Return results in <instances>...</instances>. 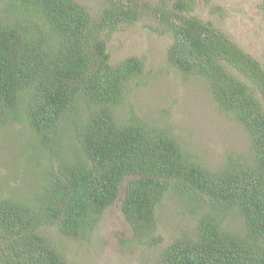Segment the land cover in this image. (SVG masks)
Returning a JSON list of instances; mask_svg holds the SVG:
<instances>
[{
  "label": "trees",
  "instance_id": "trees-1",
  "mask_svg": "<svg viewBox=\"0 0 264 264\" xmlns=\"http://www.w3.org/2000/svg\"><path fill=\"white\" fill-rule=\"evenodd\" d=\"M195 4L100 0L90 11L78 0H0V121L23 123L53 162L30 198L0 189V264H68L46 229L81 238L122 192L134 236L152 244L161 239L156 209L167 196L197 213L192 231L160 251V264H264V107L254 96L264 100V68L210 20L190 15ZM144 17L170 34L167 61L200 74L243 127L247 158L229 155L210 169L168 130L132 110L119 118L128 81L143 74L145 62L131 55L113 64L107 39ZM228 215L242 219L244 235L227 227Z\"/></svg>",
  "mask_w": 264,
  "mask_h": 264
},
{
  "label": "rangeland",
  "instance_id": "rangeland-1",
  "mask_svg": "<svg viewBox=\"0 0 264 264\" xmlns=\"http://www.w3.org/2000/svg\"><path fill=\"white\" fill-rule=\"evenodd\" d=\"M78 1L90 11L100 6V0ZM263 1L195 0L190 15L210 20L264 68ZM38 20L50 33L45 17L39 15ZM155 24L154 18L144 17L121 26L107 39L113 64L131 55L145 62L143 74L128 81L126 97L117 108L119 118L132 110L142 121L168 130L190 156L210 169L223 166L229 155L247 158L250 141L243 127L219 106L200 74H186L167 61L172 38L154 30L151 26ZM55 37V33L50 34V45L55 44ZM226 69L252 87L232 66ZM254 96L264 107L260 93L255 91ZM51 164L49 154L29 128L16 121H0V189L4 194L11 199L31 196L30 191L41 181V169ZM123 197L122 192L81 238L64 236L56 228L46 229L68 264H160V251L173 238L191 232L196 223L197 213L191 214L183 201L170 194L156 209L154 235L161 239L155 244L138 240L123 215ZM224 223L231 231L245 234L240 217L228 215Z\"/></svg>",
  "mask_w": 264,
  "mask_h": 264
}]
</instances>
